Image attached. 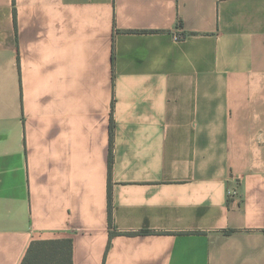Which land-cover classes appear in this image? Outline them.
<instances>
[{
	"label": "crops",
	"instance_id": "obj_1",
	"mask_svg": "<svg viewBox=\"0 0 264 264\" xmlns=\"http://www.w3.org/2000/svg\"><path fill=\"white\" fill-rule=\"evenodd\" d=\"M64 238L264 264V0H0V264Z\"/></svg>",
	"mask_w": 264,
	"mask_h": 264
},
{
	"label": "trees",
	"instance_id": "obj_2",
	"mask_svg": "<svg viewBox=\"0 0 264 264\" xmlns=\"http://www.w3.org/2000/svg\"><path fill=\"white\" fill-rule=\"evenodd\" d=\"M21 264H74L73 239L34 240Z\"/></svg>",
	"mask_w": 264,
	"mask_h": 264
},
{
	"label": "built area",
	"instance_id": "obj_3",
	"mask_svg": "<svg viewBox=\"0 0 264 264\" xmlns=\"http://www.w3.org/2000/svg\"><path fill=\"white\" fill-rule=\"evenodd\" d=\"M182 28L180 27V29H179V33L178 34H176V39H180V38H182L183 37V34H182V30H181Z\"/></svg>",
	"mask_w": 264,
	"mask_h": 264
}]
</instances>
